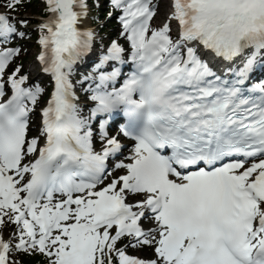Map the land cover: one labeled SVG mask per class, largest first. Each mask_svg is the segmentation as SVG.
Masks as SVG:
<instances>
[{
	"label": "snow or ice",
	"instance_id": "obj_1",
	"mask_svg": "<svg viewBox=\"0 0 264 264\" xmlns=\"http://www.w3.org/2000/svg\"><path fill=\"white\" fill-rule=\"evenodd\" d=\"M31 2L0 0V264H264V0H169L160 25L162 0H109L130 51L113 40L83 77L87 116L70 78L99 18L89 0H40V107L45 88L12 67L23 49L5 46L26 37L15 13ZM121 113L124 160L107 119L100 151L92 130Z\"/></svg>",
	"mask_w": 264,
	"mask_h": 264
},
{
	"label": "rangeland",
	"instance_id": "obj_2",
	"mask_svg": "<svg viewBox=\"0 0 264 264\" xmlns=\"http://www.w3.org/2000/svg\"><path fill=\"white\" fill-rule=\"evenodd\" d=\"M38 1V2H37ZM169 1V0H167ZM90 5H92V15L94 17H98L100 20V24L97 25L93 29L97 32V37L99 40L102 39V42L104 43H109V40L112 39H124L121 36V25L116 26L114 21L115 19H111L108 21L106 20L105 16L107 15L108 11L110 10L109 7V0H99L100 7L96 8L95 7V0H89ZM36 4V8H33L32 10H25L22 8V10L19 13H15L20 19H29L30 23L28 24L27 28H21V31H24L27 33L26 37L24 39H15L12 41V43H18L17 47H20L23 49L21 55L19 58H17V62L21 57H26L27 60L24 61L23 63H19L23 65V71L25 74H29L31 80L34 79V77H38L36 82H38L43 88L46 90V94L41 101L40 107H43L45 102L48 100V93L50 88L48 87L49 85V79H44L42 76L38 75L39 69H37L36 64H35V59L37 56V53L39 52V45L37 44L38 40V33L35 30L36 24L38 22V19L41 17L42 11H43V4L40 3V0H34V3ZM169 11V9H168ZM91 23L92 21H88ZM161 23L157 24L160 25ZM102 26V27H101ZM104 27V28H103ZM103 29H106L105 31ZM120 42V41H119ZM123 44V43H122ZM10 47H15V45H12ZM30 66V67H29ZM34 70V72H32ZM87 72V69H83L72 75L71 79L75 81L76 84V93L80 94L79 98V106L82 109L83 115H88V111L91 110L92 108V102L90 100V92H87L85 89L87 87L86 82L82 83L83 75L79 76V73ZM81 73V74H82ZM83 102V103H82ZM35 123L37 124V120H35ZM37 127V126H36ZM32 135H35V131H31ZM121 160V159H119ZM129 254L130 255H136V256H141L143 258H152V251L150 249H144V250H134V249H129Z\"/></svg>",
	"mask_w": 264,
	"mask_h": 264
},
{
	"label": "trees",
	"instance_id": "obj_3",
	"mask_svg": "<svg viewBox=\"0 0 264 264\" xmlns=\"http://www.w3.org/2000/svg\"><path fill=\"white\" fill-rule=\"evenodd\" d=\"M33 3H34V0H32L31 3L25 4V6L22 8H24L25 10H29V9L32 10L33 8H36V4H33ZM42 14L44 15V13H42ZM21 60L26 61V58L23 57V58H21ZM22 259L24 260V264H43V258L39 257V256H37V257H23Z\"/></svg>",
	"mask_w": 264,
	"mask_h": 264
},
{
	"label": "bare ground",
	"instance_id": "obj_4",
	"mask_svg": "<svg viewBox=\"0 0 264 264\" xmlns=\"http://www.w3.org/2000/svg\"><path fill=\"white\" fill-rule=\"evenodd\" d=\"M168 1L167 0H162V2H161V5H160V9H159V14H158V16L156 17V21H158V22H160V23H162L163 22V20H164V18H165V16H166V14H167V12H168ZM89 22H87L86 23V26H88L89 24H88ZM35 64H36V62H35ZM30 67V66H29ZM32 72H34V70H32ZM37 78L38 77H34V79H33V81H35V80H37ZM76 96H77V94H76ZM78 97V96H77ZM34 117V116H33ZM35 125V124H34ZM32 127H34V126H32Z\"/></svg>",
	"mask_w": 264,
	"mask_h": 264
}]
</instances>
